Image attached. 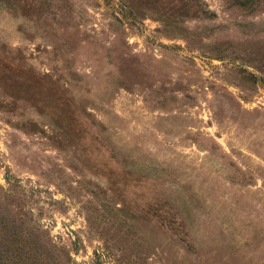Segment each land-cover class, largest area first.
<instances>
[{
	"label": "rangeland",
	"instance_id": "rangeland-1",
	"mask_svg": "<svg viewBox=\"0 0 264 264\" xmlns=\"http://www.w3.org/2000/svg\"><path fill=\"white\" fill-rule=\"evenodd\" d=\"M0 264H264V0H0Z\"/></svg>",
	"mask_w": 264,
	"mask_h": 264
}]
</instances>
